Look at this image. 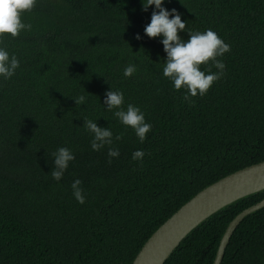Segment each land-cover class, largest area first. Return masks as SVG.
<instances>
[{
    "label": "trees",
    "instance_id": "obj_1",
    "mask_svg": "<svg viewBox=\"0 0 264 264\" xmlns=\"http://www.w3.org/2000/svg\"><path fill=\"white\" fill-rule=\"evenodd\" d=\"M163 6L181 14L186 32L211 29L230 46L218 58L224 75L194 103L162 76L165 53L159 38L143 35L152 8L142 11L141 0H37L22 14L32 29L4 39L20 67L0 81V264H132L198 192L264 161V0ZM129 63L137 71L125 78ZM109 86L152 125L143 144L101 105ZM80 95L86 102L75 105ZM84 119L121 134L119 157L109 163L107 148L90 149ZM59 147L75 160L57 182ZM138 149L142 161L131 158ZM75 179L83 204L72 196ZM263 199L264 191L221 209L164 264H212L229 222ZM221 264H264V208L238 225Z\"/></svg>",
    "mask_w": 264,
    "mask_h": 264
},
{
    "label": "clouds",
    "instance_id": "obj_2",
    "mask_svg": "<svg viewBox=\"0 0 264 264\" xmlns=\"http://www.w3.org/2000/svg\"><path fill=\"white\" fill-rule=\"evenodd\" d=\"M168 0H141L142 11L147 12L151 7L152 12L149 22L143 28V35L149 39L159 38L165 58L162 68V76L171 82L174 91L184 90L183 99L194 103L190 98L207 94L212 85L224 75L225 65L221 59L230 51L226 44L211 29L201 31L186 30L187 21H183L181 14L176 9H166L163 5ZM37 4V0H0V81H8L20 67V61L15 53L10 55L3 44L6 37L16 38L22 31H30L32 25L22 22V14L31 12ZM180 33H187V39H183ZM134 39L140 40L141 35L135 34ZM217 69L212 72L211 69ZM137 67L129 63L123 69V77L129 78L136 73ZM75 105H83L86 102L84 95L73 99ZM124 94L120 90H109L104 93L103 103L106 111L112 112L113 117L125 128H130L138 141L143 144L146 135L151 131L152 125L145 120V114L139 107L129 103L124 105ZM97 120L84 119L83 127L90 133V149L99 152L107 148L108 162L117 158L120 151L114 147L115 142L122 139L121 134H113L112 129L98 126ZM53 168L50 176L59 182L69 164L75 160L71 149L59 147L52 154ZM145 153L143 150H135L132 160L142 161ZM73 198L80 204L85 202L81 181L73 180L70 185Z\"/></svg>",
    "mask_w": 264,
    "mask_h": 264
},
{
    "label": "water",
    "instance_id": "obj_3",
    "mask_svg": "<svg viewBox=\"0 0 264 264\" xmlns=\"http://www.w3.org/2000/svg\"><path fill=\"white\" fill-rule=\"evenodd\" d=\"M264 191V161L235 171L207 186L172 214L143 244L132 264H164L180 242L221 209ZM264 208V199L227 225L212 264H221L230 238L243 219Z\"/></svg>",
    "mask_w": 264,
    "mask_h": 264
}]
</instances>
